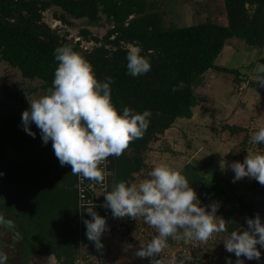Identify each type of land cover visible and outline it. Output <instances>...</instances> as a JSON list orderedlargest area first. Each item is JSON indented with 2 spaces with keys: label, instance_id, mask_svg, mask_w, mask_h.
Segmentation results:
<instances>
[{
  "label": "trees",
  "instance_id": "1",
  "mask_svg": "<svg viewBox=\"0 0 264 264\" xmlns=\"http://www.w3.org/2000/svg\"><path fill=\"white\" fill-rule=\"evenodd\" d=\"M224 6L223 23L207 21L177 27L166 25L163 5L157 0H0V62L18 70L26 80L40 81L49 90L58 64L54 49L70 45L90 63L98 80L111 77L112 103L118 110L127 106L136 113H151L142 137L131 141L121 156L105 159L107 177L103 183L110 191L117 182L138 184L149 178L142 174L156 166L158 156L152 145L162 142L178 120L191 119L193 108L199 103L195 87L208 71L238 76L237 71L215 65L229 40L238 39L253 50H264V0H224ZM53 8L59 9L54 18L64 26H73V20L98 26L104 19L111 28L101 39L88 29L79 32L78 40L60 35L44 21V13ZM84 42L94 46L85 48ZM130 46L139 47L140 54L150 61L151 70L145 75H126ZM181 82L183 88L173 92V86ZM31 128L36 132L35 138L22 130L20 119L9 122L0 117V219L4 221L0 223V241L5 248L10 234L17 244L6 264H38L37 258H50L49 264H75L97 250L85 235L83 220L90 219L87 208L94 207L106 219V225L118 221L103 207L104 196L95 198L92 191L86 190V197L94 204L81 206L80 187L90 181L81 186L80 177L71 173V167L59 164L51 142L44 145L36 126ZM249 138L245 136V140ZM252 146L264 154V144ZM196 166L200 165L190 163L180 173L197 193L201 207L218 203L233 193L238 206L224 211L222 219L228 232L247 228L245 219L254 218L255 199L238 197L214 173H191ZM258 186L254 180L255 192ZM213 235L214 243L206 248L219 251L218 258L225 263L228 258L234 260V254L225 251L223 242L213 246L224 233ZM167 239L172 241L171 237ZM260 250V261L245 260V264H264V249ZM145 262L172 264L163 252Z\"/></svg>",
  "mask_w": 264,
  "mask_h": 264
},
{
  "label": "clouds",
  "instance_id": "2",
  "mask_svg": "<svg viewBox=\"0 0 264 264\" xmlns=\"http://www.w3.org/2000/svg\"><path fill=\"white\" fill-rule=\"evenodd\" d=\"M140 53L139 47L130 46L126 75L135 78L151 70L150 61ZM53 54L58 64L51 88L46 95L29 101V108L21 114L22 130L35 138L36 132L31 128L34 124L42 143L51 142L62 167L70 166L73 175L102 185L105 177L101 162L109 156H121L131 141L142 137L151 113H136L127 106L118 110L112 103L111 77L98 80L90 63L70 45L55 48ZM254 71L257 84L264 86V64L258 63ZM181 88L182 82L174 85L172 91ZM249 143L264 144V127L250 134ZM225 167L234 174L233 183L247 177L264 186V154H247L243 162L228 165L222 160L221 169ZM148 177L138 185L117 182L103 195V207L111 211L113 218L142 217L156 230V236L140 245L137 257L152 258L166 246L169 237L205 241L214 233H224L221 241L225 251L236 257L235 264L260 261L264 222L259 214L245 219L247 228L228 232L224 220L216 215L218 204L201 207L197 193L180 172L161 163ZM86 213L90 219L83 220L85 235L99 251L107 230L106 219L94 207L87 208ZM6 261L7 256L0 252V264ZM226 264H233L232 259L228 258Z\"/></svg>",
  "mask_w": 264,
  "mask_h": 264
},
{
  "label": "crops",
  "instance_id": "3",
  "mask_svg": "<svg viewBox=\"0 0 264 264\" xmlns=\"http://www.w3.org/2000/svg\"><path fill=\"white\" fill-rule=\"evenodd\" d=\"M153 1L150 0V2ZM157 2L163 5L165 20L166 17L171 18V20L175 19L177 21L176 25H181L180 27H188L207 21L223 23L218 10L214 9L219 0H157ZM203 4H205L204 10L202 9ZM199 16L205 21L201 22L198 19ZM223 18H225V15H223ZM236 41L231 39L227 42L215 61V65L222 69L237 71L238 76L216 70L208 71L195 87V94L198 96L199 103L193 108L191 119L178 120L173 128L166 132L165 139L168 137V145H165V141V151L162 150L161 152V143L154 148L158 156L156 166L163 163L178 172L182 171V167H178V160L173 159L178 158L174 151L182 155L201 153L203 159H200L199 162L197 161V164L201 167L204 164L205 169L199 170L200 166H196L191 173L196 174L197 172L200 173V171L203 173H214L228 183L234 194V186L238 185L237 182H240V180L233 183L232 171L227 167L221 169V161L223 160L225 165L234 162L231 159L232 152H234L235 147L237 148L238 141L245 139L247 129L251 128V133L257 130L251 127L252 124L259 126L262 123L260 127H264V86L257 84L258 77L254 71L258 63L264 64V50H253L247 47L245 43L241 42L240 45ZM239 128L244 131L239 132L237 130ZM253 152L255 154L260 153L256 146L252 150L250 148V150L244 151L246 155L253 154ZM165 153L171 159L165 158L166 163L162 158ZM179 157L181 158V156ZM179 162H183L182 158ZM239 162H243V159L241 158ZM223 185V183L220 184L222 187ZM118 220L121 221L122 218H118ZM118 222H114V227L110 231L113 230L114 232L122 228V225L120 226V223L118 225ZM110 223L112 224L113 222ZM7 225L9 224L7 223ZM144 225L145 227L148 226L145 223ZM9 228L11 229L12 226L9 225ZM152 229V227L148 226L149 231ZM129 232L130 230L125 231L124 237ZM134 235L129 233L130 238ZM168 241L169 239H167L166 244ZM119 244H122V247H117L116 250L119 252L124 251V242L121 241ZM116 246L118 245L112 248ZM6 247H8V243H6ZM3 248L4 245L2 247L0 241V251ZM203 252L204 250H202L201 254ZM36 262L38 264H49L51 259L37 258Z\"/></svg>",
  "mask_w": 264,
  "mask_h": 264
},
{
  "label": "rangeland",
  "instance_id": "4",
  "mask_svg": "<svg viewBox=\"0 0 264 264\" xmlns=\"http://www.w3.org/2000/svg\"><path fill=\"white\" fill-rule=\"evenodd\" d=\"M202 9H205V4H203ZM215 10H218L219 16H221V21L225 22V18H223V15H225V6H224V0H219V3L216 5V7H214ZM163 10V7H162ZM59 11V9L53 8L51 11L45 12L44 13V21L46 24H48L52 29H56L58 31V33L60 35H65L67 34L69 36V38H73L75 40H78L79 38V32L82 29H88L92 32V34L95 37L98 38H103L106 33L108 32V30L111 28V26L105 22V20L103 19L102 22L100 23V25L98 26H87L86 21L84 20H79V21H75L73 20V26H64L63 24H60L59 22H57V20L54 18V13H57ZM165 15V14H164ZM217 18H219L217 16ZM198 19H200L201 22L205 21L204 19H202L200 16L198 17ZM177 23V21L175 19L171 20V18L169 19L168 17H166V25H175ZM181 23V22H180ZM179 24V22H178ZM183 24V23H181ZM181 25H177V27H180ZM237 40L236 42L239 43L241 45V41L238 39H234ZM94 46L93 43H85L83 44V47L91 49ZM49 90L45 89L42 85V83L40 81H30V80H26L24 79L20 72L16 69H13L9 66H7L6 64L0 62V117H3L5 119H7L9 122L11 121V119H20L21 120V114L23 111L27 110L29 108V101L31 100H35V99H39L41 96L46 95L48 93ZM12 117V118H11ZM260 125H262V123H260ZM260 125H254L252 124L251 127L253 129H257L260 127ZM173 128V127H172ZM171 128V129H172ZM246 136H250V133L252 132L251 128L246 130ZM256 131V130H255ZM166 133L164 135V138L162 139V142H159L157 144L161 143V152L162 150L165 151L164 148V142L165 145L167 146V142H168V137L165 139ZM157 144H153L152 147L153 149L156 147ZM251 150L254 148V146H252V144H250L249 146V139L248 140H239L238 141V146L237 148L235 147V149L233 150L234 152H232V160H234V162L239 161L241 158L244 160V158L246 157V153H244L245 150ZM151 152V151H150ZM175 154H177L176 157L178 158H173L174 160H178V167H186V164H192V163H197V161L199 162L200 159H203V155L200 154H196V155H182L179 154L178 152H175ZM203 153V152H202ZM253 154H255L253 152ZM150 155H154L152 154V152L150 153ZM182 158L183 162L180 163V157ZM194 156V157H192ZM164 162L166 163V159L171 160L169 157H167L166 153L165 155L162 157ZM149 161V160H148ZM151 162H148L149 165L152 163V159H150ZM158 162V161H157ZM175 164V162H174ZM204 164L203 167H199V170L205 169L204 168ZM211 170V168H210ZM144 173V172H143ZM144 175H148V174H142ZM234 175V174H233ZM107 177V174H106ZM247 180H246V179ZM243 179L240 180V182H237L238 185L236 184L235 187V194L238 197H241L242 199L245 200H251V199H255L257 192H255L252 188V183H253V179H249L247 177H245ZM140 183V182H139ZM138 183V184H139ZM137 184V185H138ZM106 184L104 186L98 185L97 187L94 188V193H95V198L101 199L102 196L104 195ZM237 186V187H236ZM260 186V184H259ZM258 186V188H259ZM233 195V193H232ZM255 201V200H254ZM218 211L216 213V215L220 218H223V213L224 211H228L229 209L232 210L234 208H236L238 206L237 204V200L236 198H234V196H231L229 198H226L224 200H221L220 203H218ZM118 222V225L120 223V220H118V218L116 219ZM144 224L140 223V226L136 229V232L134 233L135 235L132 238H128L127 236L120 240V242H124V251H117L116 248L117 247H121L118 240L119 237L116 238L117 240L115 241L117 243L118 246L112 248L110 250V252L107 255L106 258V264H116V263H120V264H146L145 258H139L135 255L136 251L139 249L140 245H146L154 236L157 235L156 230L153 228L151 231L148 230V226L145 227L143 226ZM144 227L145 232L141 233V227ZM114 227L113 224H109L106 225L107 230L105 231V234H103V238H105V241H108L109 234L113 231H110V229ZM110 231V232H109ZM8 232V231H7ZM9 233V232H8ZM105 235V236H104ZM13 237V236H12ZM9 237L6 238L7 243H8V247L7 248H3L2 253H4L6 256H10L13 255L16 252V248H17V244H16V240L14 241L13 238ZM209 240V238H208ZM102 241V239H101ZM177 242H180L182 245L188 244L190 243L189 241H185L184 239H176ZM217 241V240H216ZM208 243L207 241H200L199 245H200V252L197 253L199 257H205L204 256V252L209 251V253H211L213 255V258L218 260H222L219 259L218 257L219 254L216 249L210 247V248H206V245H210V244H206ZM219 243H222V241H217L215 243V247H217L219 245ZM177 246L178 243L172 244L170 246H168L166 244V246L161 250V252L167 254V256H169V258L172 261V257L175 253H177ZM212 246V245H211ZM206 248V250H205ZM202 250H204L203 254ZM170 254V255H169ZM224 255V254H223ZM225 256V255H224ZM234 256V255H233ZM231 256L234 260L233 264H235V258ZM162 257V256H159ZM168 262V260H166ZM167 262L163 263V264H167ZM225 262V260H224Z\"/></svg>",
  "mask_w": 264,
  "mask_h": 264
},
{
  "label": "built area",
  "instance_id": "5",
  "mask_svg": "<svg viewBox=\"0 0 264 264\" xmlns=\"http://www.w3.org/2000/svg\"><path fill=\"white\" fill-rule=\"evenodd\" d=\"M107 166V162L104 160L101 162L100 164V168L103 170L104 173V177L106 180V174L107 171L105 170ZM80 177V176H79ZM85 179H83L82 177H80L79 182L81 186H84L85 183ZM105 184L103 183L101 186H104ZM98 185L95 184L94 182L90 181L86 184V187H80V203L81 206H91L94 204V201L92 199H87L86 197V190L87 191H92L94 192V188L97 187ZM104 190H106L104 188ZM123 219V218H122ZM124 221H123V226L121 229L116 230V231H112L109 234V239L108 241H105V238L102 239V244H103V248L101 250H96V252H94L91 255H87L84 259H80L78 260L75 264H105L107 255L109 253V250L117 245V243L115 242L119 237L118 242L120 243V240H122L124 237V233L127 229H133L134 227H138L140 226V223L143 221L142 217H137V218H131V217H124ZM141 231L143 232V229H141ZM208 243L206 244H213L215 241V236L212 235L211 237H209V240H205ZM190 243L188 244H181L179 242L176 241V239H173L172 241H168L167 245L170 246L172 244L178 243L177 246V253H175L172 257V261L170 259V262L172 264H226L223 259L222 260H218L217 257L216 259L213 258V255L211 253H209V251L204 252V256L205 257H199L197 253L200 252V241L198 240H189ZM177 257H181L182 260H177Z\"/></svg>",
  "mask_w": 264,
  "mask_h": 264
},
{
  "label": "water",
  "instance_id": "6",
  "mask_svg": "<svg viewBox=\"0 0 264 264\" xmlns=\"http://www.w3.org/2000/svg\"><path fill=\"white\" fill-rule=\"evenodd\" d=\"M259 214L264 222V186L260 185L254 201V217ZM7 248V247H6Z\"/></svg>",
  "mask_w": 264,
  "mask_h": 264
},
{
  "label": "bare ground",
  "instance_id": "7",
  "mask_svg": "<svg viewBox=\"0 0 264 264\" xmlns=\"http://www.w3.org/2000/svg\"><path fill=\"white\" fill-rule=\"evenodd\" d=\"M124 220H125V219L123 218V219L120 221V226H121V225L123 226V221H124ZM141 223L144 224V221H142ZM143 226H145V225H143ZM143 226L141 227V229H143V232L140 230L141 233H144L145 230H146ZM138 227H139V226H138ZM138 227H134L133 229H127L126 231H129V230H130L129 233H130V234H134V233L136 232V229H137ZM129 233L126 235L128 238L130 237V236H129Z\"/></svg>",
  "mask_w": 264,
  "mask_h": 264
}]
</instances>
